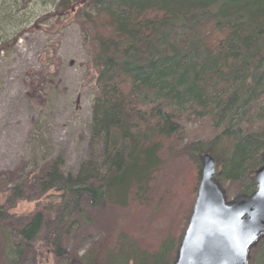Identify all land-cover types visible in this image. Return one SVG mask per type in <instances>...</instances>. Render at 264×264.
Instances as JSON below:
<instances>
[{
	"label": "trees",
	"instance_id": "16d2710c",
	"mask_svg": "<svg viewBox=\"0 0 264 264\" xmlns=\"http://www.w3.org/2000/svg\"><path fill=\"white\" fill-rule=\"evenodd\" d=\"M79 1L84 7V0H60L58 10L73 14ZM86 4L97 74L90 144L102 143L104 172L90 161L75 175L63 174L56 162L41 169L38 186L41 193H53V204L13 220L8 211L24 199L25 188L10 190L0 202L2 257L8 264L19 259L21 240L57 238L70 216H83L82 203L92 209L142 204L163 152L181 149L186 122L209 126L199 129L207 139L183 149L191 161L198 165L206 149L222 160L221 184L245 181L238 196L255 191L253 174L264 160V0ZM198 184L195 176L193 197ZM157 254L152 264H164L163 253Z\"/></svg>",
	"mask_w": 264,
	"mask_h": 264
},
{
	"label": "rangeland",
	"instance_id": "374dc122",
	"mask_svg": "<svg viewBox=\"0 0 264 264\" xmlns=\"http://www.w3.org/2000/svg\"><path fill=\"white\" fill-rule=\"evenodd\" d=\"M88 1L74 3L67 16L58 10L60 0H0V202L14 187L25 188L24 199L8 211L12 220L53 204V193L38 186L41 169L56 162L63 174L75 175L90 161L104 172L102 143L90 144L97 74L88 40L93 31L84 16ZM203 127L209 126L186 122L183 148L163 152L142 204L92 209L82 203L83 216H70L57 238L21 240L14 264H152L159 252L172 264L194 203L198 166L201 171L200 160L196 165L183 149L207 139ZM215 162L220 175L222 160ZM217 182L227 201L246 186ZM2 250L0 236V264H8ZM248 264H264V237L250 249Z\"/></svg>",
	"mask_w": 264,
	"mask_h": 264
},
{
	"label": "water",
	"instance_id": "95a60500",
	"mask_svg": "<svg viewBox=\"0 0 264 264\" xmlns=\"http://www.w3.org/2000/svg\"><path fill=\"white\" fill-rule=\"evenodd\" d=\"M199 185L172 264H248L249 251L264 237V162L254 173L250 196L227 202L215 179V161L200 156Z\"/></svg>",
	"mask_w": 264,
	"mask_h": 264
}]
</instances>
